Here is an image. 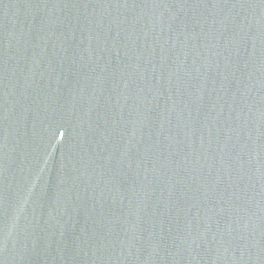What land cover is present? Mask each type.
Instances as JSON below:
<instances>
[{"label": "water", "instance_id": "water-1", "mask_svg": "<svg viewBox=\"0 0 264 264\" xmlns=\"http://www.w3.org/2000/svg\"><path fill=\"white\" fill-rule=\"evenodd\" d=\"M0 264H264V0H0Z\"/></svg>", "mask_w": 264, "mask_h": 264}]
</instances>
